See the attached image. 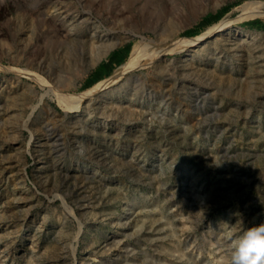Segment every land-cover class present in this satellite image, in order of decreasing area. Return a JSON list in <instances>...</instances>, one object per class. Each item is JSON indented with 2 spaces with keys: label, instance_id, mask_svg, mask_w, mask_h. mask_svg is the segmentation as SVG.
Here are the masks:
<instances>
[{
  "label": "rangeland",
  "instance_id": "1",
  "mask_svg": "<svg viewBox=\"0 0 264 264\" xmlns=\"http://www.w3.org/2000/svg\"><path fill=\"white\" fill-rule=\"evenodd\" d=\"M244 1L0 0V264H221L264 223V14ZM140 36L180 49L57 104Z\"/></svg>",
  "mask_w": 264,
  "mask_h": 264
},
{
  "label": "bare ground",
  "instance_id": "2",
  "mask_svg": "<svg viewBox=\"0 0 264 264\" xmlns=\"http://www.w3.org/2000/svg\"><path fill=\"white\" fill-rule=\"evenodd\" d=\"M148 1L151 2L152 0L151 1L148 0ZM153 4L159 10L165 7L163 5L164 2L158 3V0H154ZM187 5L188 6H186V7L190 12H193V13L197 12L198 8H197L196 0H190V2ZM263 8H264V0H247V1H244L237 6V9L239 10V16L238 17L239 18H248V17H255L258 15L264 14ZM180 11H181V8H180ZM181 12H183V11H181ZM176 21H173L171 23V25L172 24L175 25ZM230 21H231V19H229V18L228 19H221L217 23L209 26L208 30L202 36H205L206 34H210V33L215 32V31L223 32L225 30V31L229 32V30L231 29ZM236 31H238V30H236ZM199 38H200V36H198V37L196 36L192 39L190 38V40H185L184 42L181 43V45H182L181 47L191 46V44L198 41ZM172 43L161 44V43H157V41H155V40L146 39L145 37L140 36V39L137 41V43H135L133 45L131 52L129 54L128 60L125 61L124 63H122L121 65L117 66L112 74H110L106 78L100 80L94 86L88 88L85 91L79 92V93H77V92L76 93H69L66 91H62L60 89H53V90H50V92L52 93L57 104L63 110H77V109H79L82 101L84 99L88 98L89 96H91L92 94H94L95 92L103 90L115 82L117 83V81H119L123 77L130 78V77H128V76H130V75H128V73L131 72V70H133L137 66V64L139 62H141V60L145 59L146 57L158 58L165 51L170 50L171 47H172L171 49H173V50L180 49V47H176L177 44L175 42L173 44ZM109 48H110L109 44H108V46H106L104 48H100V50L96 54V60L99 59L101 56H103L109 50ZM78 57H80V56H78ZM135 82H137V80ZM52 85H53V83H52ZM50 92L46 91V94L50 93ZM44 95L45 94L43 92V94H41V96H40V99L43 98Z\"/></svg>",
  "mask_w": 264,
  "mask_h": 264
},
{
  "label": "clouds",
  "instance_id": "3",
  "mask_svg": "<svg viewBox=\"0 0 264 264\" xmlns=\"http://www.w3.org/2000/svg\"><path fill=\"white\" fill-rule=\"evenodd\" d=\"M221 264H264V223L244 231Z\"/></svg>",
  "mask_w": 264,
  "mask_h": 264
},
{
  "label": "crops",
  "instance_id": "4",
  "mask_svg": "<svg viewBox=\"0 0 264 264\" xmlns=\"http://www.w3.org/2000/svg\"><path fill=\"white\" fill-rule=\"evenodd\" d=\"M117 57L118 56L115 53L112 55H109V57L102 62L101 66H100L102 68V70H101V68L99 69V71L97 73H100V74H98V75H102V76L106 75L107 72H106L105 68L107 67V65H111L114 61H117L118 60ZM106 69H108V68H106ZM94 76H96V73Z\"/></svg>",
  "mask_w": 264,
  "mask_h": 264
}]
</instances>
